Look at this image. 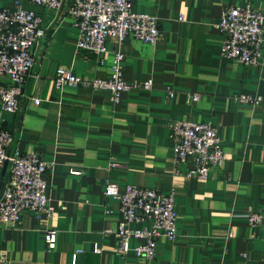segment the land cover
<instances>
[{"label": "crops", "instance_id": "1", "mask_svg": "<svg viewBox=\"0 0 264 264\" xmlns=\"http://www.w3.org/2000/svg\"><path fill=\"white\" fill-rule=\"evenodd\" d=\"M69 2L49 9L0 0L1 8L20 5L42 18L45 33L33 48L18 108L2 120L12 135L8 154L37 151L49 163L51 209L25 211L15 225L0 221V264H264L261 229L246 218L264 206V62L223 58L215 27L227 7L250 3L264 12V0H132L135 11L157 17L160 36L153 45L132 36L124 40V82L152 84L127 88L118 104L105 89L54 83L59 66L89 81L110 75L114 43L107 41L102 55L78 49ZM241 94L261 101H240ZM175 120L218 127L226 159L210 168L207 180L185 176L189 161L173 162L168 124ZM8 175L5 163L0 196ZM106 180L120 188L174 191L175 239L157 237L152 258L137 257L132 249L116 252L107 230L117 228L121 213L118 201L104 194ZM48 231L55 232L52 249L44 239ZM137 243L129 241L131 247ZM95 244L100 252L93 251Z\"/></svg>", "mask_w": 264, "mask_h": 264}, {"label": "built area", "instance_id": "2", "mask_svg": "<svg viewBox=\"0 0 264 264\" xmlns=\"http://www.w3.org/2000/svg\"><path fill=\"white\" fill-rule=\"evenodd\" d=\"M32 4L49 9H58L61 0H28ZM67 14L77 30L78 49L102 55L107 52V41H112L110 75L108 78L86 80L73 73L71 68L57 67L54 83L63 85H83L109 92L114 104L129 87L149 89L151 80L128 85L122 78L124 54L121 46L128 36L142 42L155 44L160 36L157 17L147 12L135 11L132 0H70ZM42 18L35 11L17 5L14 9L0 7V168L9 163V175L3 184L0 196V221L15 225L23 212L50 213L47 196L49 163L37 151L8 154L6 148L12 141L10 131L3 126L2 114L15 112L19 105L23 86L33 63V48L45 31ZM216 29L222 35L221 56L244 65H259L264 62V12L250 3L227 7ZM168 97L174 90L166 88ZM197 100L198 95H190ZM240 101L258 104L261 97L241 94ZM38 104L39 99H34ZM174 163L189 161L190 169L186 177L201 181L208 179L210 168L220 166L226 159L218 127L210 122L175 120L168 124ZM177 173V169H175ZM73 173H78L74 171ZM104 194L119 203L121 220L115 230L108 229L116 239L115 251L121 255L132 249L137 257L152 258L156 251L157 237L173 241L177 236V213L174 208V191L162 193L155 188L127 184L120 188L115 182H104ZM246 218L251 227L261 229L264 251V206L249 210ZM134 225V226H132ZM138 239L131 247L129 241ZM48 249L55 246V232L45 234ZM93 251L100 252L94 245ZM76 251L72 255L75 262ZM4 253H0L3 258Z\"/></svg>", "mask_w": 264, "mask_h": 264}]
</instances>
